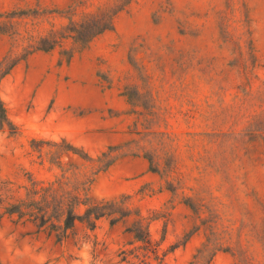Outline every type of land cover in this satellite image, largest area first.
Masks as SVG:
<instances>
[{
  "label": "rangeland",
  "instance_id": "1",
  "mask_svg": "<svg viewBox=\"0 0 264 264\" xmlns=\"http://www.w3.org/2000/svg\"><path fill=\"white\" fill-rule=\"evenodd\" d=\"M117 3L0 0V264H264V0H132L86 45L40 42ZM30 178L126 195L151 245L134 213L59 238L7 212Z\"/></svg>",
  "mask_w": 264,
  "mask_h": 264
},
{
  "label": "trees",
  "instance_id": "2",
  "mask_svg": "<svg viewBox=\"0 0 264 264\" xmlns=\"http://www.w3.org/2000/svg\"><path fill=\"white\" fill-rule=\"evenodd\" d=\"M132 0H118V3L113 7L100 8L96 12L86 13L80 21L70 20L69 24L65 25L61 30H51L49 35L42 37L40 42L49 44L47 49H51L60 44L62 39L70 38L75 43L86 45L93 38L102 34L103 32L113 28L114 17L118 12L123 10ZM3 61L0 62V70ZM16 64L12 62L5 70L0 72V80L6 75L10 69ZM5 108L0 98V123L5 120ZM66 150L75 153L73 145H67ZM88 159V155L82 156ZM113 162V159L107 161L104 167H108ZM90 183V181H88ZM39 182L30 178V186L27 188L26 198L30 201H20L13 203L7 208V212H16L20 216H28L31 220L39 221L38 225H44L49 222L50 231H59V238L66 236V232L73 227L76 221L85 222L90 229L96 226L98 219L105 217L109 219L111 225L127 219L132 213L137 214L131 226L126 230L132 233L133 239L142 241L151 245L149 237V230L147 224L143 222L144 218L140 215L138 209L132 210L126 205V195L115 196L111 198H101L93 200L88 196V187L84 182V197L80 198L71 191L66 192L65 195H57L56 191L52 193L50 187L38 186ZM57 184H62L58 181ZM39 195L38 201L34 197ZM78 205H83L82 212L76 210ZM55 221L61 223L56 225ZM123 258H126L125 256Z\"/></svg>",
  "mask_w": 264,
  "mask_h": 264
}]
</instances>
